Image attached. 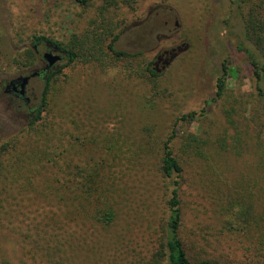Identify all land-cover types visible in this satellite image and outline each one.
<instances>
[{"label": "rangeland", "instance_id": "1", "mask_svg": "<svg viewBox=\"0 0 264 264\" xmlns=\"http://www.w3.org/2000/svg\"><path fill=\"white\" fill-rule=\"evenodd\" d=\"M91 1L93 7L74 0H0V144L25 128L29 110L38 107L43 90V79L31 77L26 86L29 103L24 105L22 101L7 100L1 89L4 81L42 67L44 43L37 47L36 62L25 66L18 63L26 49L33 48L35 35L66 41L74 31L98 26L93 19L96 5L102 0ZM246 10L242 2L239 5L232 0H120L105 21L117 25L119 36L114 47L129 53L143 52L144 60L155 61L156 71L162 74L156 94L152 82L130 75L124 60L109 59L111 65L104 70L91 62L61 70L58 82L63 96L59 99L64 98L71 109L66 113L68 129H76L81 118L82 123L87 122L83 101L92 112L91 118L104 123L107 129L99 137L90 135L84 141L81 137L82 144L75 145L80 152L74 163L79 167L101 164L112 157L111 150L105 153L112 143L104 139H124V152L119 155L122 161L117 159L122 163L114 168L120 185L118 216L106 234L116 243L111 252L101 253L95 260L83 257L82 264H109L108 254L123 256L124 260L148 255L161 231L160 220L166 217L164 202L169 188L156 160L142 164L141 158L174 127L178 133L174 144H179L187 130L210 137V144L218 149V156L200 157L194 168L184 171L180 190L185 204L188 202L204 218L213 220L209 226H220L213 217L224 202L226 207L244 198L256 209L263 204L264 180L257 176L255 159L246 153L250 133L264 139V117L255 110L257 102L260 107L263 103L253 100L255 81L244 51L251 46L244 36L241 16ZM224 61L226 69L228 66L226 88L244 102V112L236 107L234 114L242 124L235 130L221 102H210L208 114H197L192 123L179 121L175 125L181 114L199 112L207 106L205 101L214 95ZM64 62L63 58L57 68ZM237 144L244 146L243 154L234 147ZM187 215V222L198 231L193 214ZM235 228L229 227L228 235L220 236L224 243L219 244L206 226L203 233L209 242L197 243V250L224 264H264L262 250L257 249L260 245L246 231L249 229ZM0 245L11 264H29L21 255L16 236L5 231L0 234Z\"/></svg>", "mask_w": 264, "mask_h": 264}, {"label": "trees", "instance_id": "2", "mask_svg": "<svg viewBox=\"0 0 264 264\" xmlns=\"http://www.w3.org/2000/svg\"><path fill=\"white\" fill-rule=\"evenodd\" d=\"M232 1L247 6L241 16L244 36L251 46L244 51L255 81L253 100L263 103L260 107L257 102L255 110L262 112L260 114L264 117V0ZM74 2L85 7L92 6L91 0ZM119 4L120 0H102L96 5L97 18L93 19V24L98 23V26L74 31L69 40L35 35L31 41L33 46L41 43L56 46L65 62L46 75L41 101L25 128L0 144V234L6 231L18 238L21 255L29 264H82L83 257L89 261L95 260L101 253L111 252L116 243L106 234L118 216L116 204L120 185L114 168L116 164L120 166L122 163L117 162V159L122 161L119 155L124 152V139L118 140L114 136L104 139L112 143L105 151L107 155L111 150L109 155L112 157L103 159L101 164L85 167L75 164L74 159L80 152L75 145L82 144L87 136L104 135L107 129L104 123L100 124L91 118L92 112L87 102L83 101V118L87 122L82 123L81 118L77 128L70 131L66 113L71 109L64 98L59 99L63 96V87L58 80L63 68L79 62H91L104 70L111 65L109 59H119L128 63L126 66L130 75L152 82L154 93L159 92L162 74L156 71L155 61L144 60L143 52L129 53L114 47L119 36V32L115 31L117 25L105 21L108 13ZM37 54L34 48H28L18 63L31 65L36 62ZM222 70L216 79L213 97L205 101L207 106L199 112L181 114L175 119V125L179 121L192 123L197 114L204 116L209 113L210 102H221L230 124L235 130L238 129L242 123L237 122L234 114L236 107L244 112L241 108L244 102L226 88L228 66L226 69L225 61ZM177 136L174 127L158 142L157 147L141 158L142 164H147V160L149 163L156 160L169 188L164 202L166 217L164 221L163 218L160 220L162 227L155 236L154 245L145 257L134 255L132 259L124 260L123 256L108 254V263L224 264L214 256L197 250L196 246L197 243L203 245L209 242L208 236L203 233L206 226L214 233L215 241L223 244L220 236L228 235L229 227L233 228L234 225L235 230L249 229L246 231L260 245L261 248L257 249L262 250L264 259V190L263 204L258 209L244 198L226 207L224 202L219 213L213 217L220 226H209L213 220L204 218L195 206H190L188 202L185 204L180 190L184 171L194 168L200 157L209 154L218 156V149L210 144V137L195 132L185 130L179 144H174ZM259 137L254 138L250 133V144L245 145L246 153L256 161L257 176L264 180V139L261 141ZM232 139L237 141L234 137ZM222 140L225 141L224 138ZM116 141H119L118 144H115ZM234 147L241 150L238 153H244V146L237 144ZM190 207L192 211L187 210ZM190 213L193 214L198 231L186 220ZM0 264H11L2 245Z\"/></svg>", "mask_w": 264, "mask_h": 264}, {"label": "flooded vegetation", "instance_id": "3", "mask_svg": "<svg viewBox=\"0 0 264 264\" xmlns=\"http://www.w3.org/2000/svg\"><path fill=\"white\" fill-rule=\"evenodd\" d=\"M39 45V44H38ZM38 45H34L35 46V51L37 52L38 49ZM45 45V52L43 54H45L47 57H52L54 56L55 54H60L61 55V60L63 59V54L55 48L53 45L49 44V43H44ZM43 54H42V67L41 68H38V69H35L33 71H37V77H41L43 79V83H44V79L46 78V75L52 70V69H56L58 67V64L61 62L60 61H57L55 64L51 65V66H48L47 65V61H45L43 59ZM21 76V75H19ZM18 77V76H17ZM15 77V78H17ZM15 78H10L8 80H5L3 85H2V92L3 94L8 98L7 100H17V101H22L24 103V105H27L29 103V97L26 96V87H25V92L24 94H20L19 92V82L15 84V86H13L12 84H10V81L15 79ZM29 82V81H28ZM28 84V83H27ZM27 86V85H26ZM35 109L36 108H33L31 110H29V114L28 116L31 117L33 115V113L35 112Z\"/></svg>", "mask_w": 264, "mask_h": 264}, {"label": "water", "instance_id": "4", "mask_svg": "<svg viewBox=\"0 0 264 264\" xmlns=\"http://www.w3.org/2000/svg\"><path fill=\"white\" fill-rule=\"evenodd\" d=\"M33 48L35 49V46H33ZM55 50L57 49L56 46H54ZM43 59L45 61H47V65L48 66H51L53 64H55L57 61H60L61 60V55L60 54H55L54 56L52 57H47L45 54H43ZM37 71H32L30 72L28 75H21V76H18L17 78L13 79L10 81V84H12L13 86H15L16 83L19 82V92L20 94H24L25 92V87L29 81V79L31 77H35L37 75Z\"/></svg>", "mask_w": 264, "mask_h": 264}]
</instances>
